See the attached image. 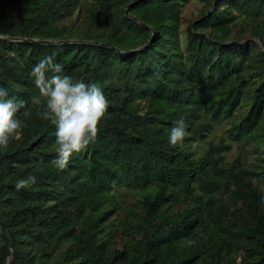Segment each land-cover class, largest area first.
Returning <instances> with one entry per match:
<instances>
[{"label":"trees","instance_id":"16d2710c","mask_svg":"<svg viewBox=\"0 0 264 264\" xmlns=\"http://www.w3.org/2000/svg\"><path fill=\"white\" fill-rule=\"evenodd\" d=\"M131 1L0 0V36L66 41L0 39V86L27 102L0 151V264H236L238 251V264H264V63L251 56L264 55V0H199L186 35L190 0H138L127 12ZM47 55L101 83L109 101L95 141L62 171L55 126L32 103L30 70ZM181 117L187 135L173 147ZM221 125L227 134L210 138ZM29 174L36 184L17 190ZM121 186L142 198L119 241Z\"/></svg>","mask_w":264,"mask_h":264},{"label":"clouds","instance_id":"9594fccd","mask_svg":"<svg viewBox=\"0 0 264 264\" xmlns=\"http://www.w3.org/2000/svg\"><path fill=\"white\" fill-rule=\"evenodd\" d=\"M30 75L39 90V94L32 97V103L43 106L37 114L55 126L53 164L62 171L68 167L74 153L95 141L109 101L101 83L66 74L54 55L39 60L31 68ZM26 103L15 92L10 93L8 88L0 86V151L18 136L22 122L17 113ZM186 135L185 121L181 117L173 121L167 143L173 147L180 145ZM36 182L37 176L29 174L26 178H19L15 187L17 190L31 188ZM253 183L256 184L255 178ZM258 190L264 194V184Z\"/></svg>","mask_w":264,"mask_h":264},{"label":"rangeland","instance_id":"374dc122","mask_svg":"<svg viewBox=\"0 0 264 264\" xmlns=\"http://www.w3.org/2000/svg\"><path fill=\"white\" fill-rule=\"evenodd\" d=\"M62 3H64V0H60ZM129 5V4H128ZM204 7V5H203ZM202 12V7H201V2L199 0H190L182 9V17H181V28H182V32L186 35L188 32V28L192 25V23L197 20L200 16V13ZM259 54V55H256ZM252 57L258 56V63H264V55H261L260 51H256L254 50L253 53L251 54ZM238 117V115H237ZM240 118V117H239ZM228 125H221L219 126L218 130H216L214 135H210V138H213L214 136H219L220 132H225L227 134L228 132ZM220 130V131H219ZM257 131V127L253 129V131ZM239 135V134H236ZM240 137L242 136L241 134L239 135ZM214 139V138H213ZM243 140H246L243 139ZM252 142V141H251ZM251 145V143H250ZM209 149V145L207 143H205L204 141H198L197 143H195L192 147V151L195 152V154L197 156H202L204 154H206L207 150ZM258 150H263L262 148H259ZM240 152V148L238 146H233V148L227 152V159H230L236 155H238ZM120 188H123L122 191L118 194L116 193V195L118 196V199L122 205L121 209L118 211V213L116 212L114 214V216H116L115 218V224L116 226H114V231L116 232V237H118V240L120 241V239L128 237L129 235L128 232H130L131 230L125 231V226L127 225L128 228L131 227V224H124L123 220H129L130 217L128 215H126L128 212H131L132 210H135L137 208L136 203L138 201V199L142 198V194H139V192L137 191H133V190H129L127 191L125 188V186H121ZM232 206L234 205L233 203H231ZM113 216H111L112 218ZM123 219V220H122ZM242 253L241 251L236 252L235 256H236V264L239 263V261H241L242 258Z\"/></svg>","mask_w":264,"mask_h":264},{"label":"water","instance_id":"95a60500","mask_svg":"<svg viewBox=\"0 0 264 264\" xmlns=\"http://www.w3.org/2000/svg\"><path fill=\"white\" fill-rule=\"evenodd\" d=\"M138 0H132L131 3L127 6L126 10L127 12H129V8L132 4H134L135 2H137ZM155 34V30H153V34L152 36H154ZM0 39H4V40H16V41H32V42H42V43H64L66 41L64 40H57V41H51V40H38V39H33V38H19V37H8V36H0ZM152 38L141 48L146 47L147 45H149L151 43ZM72 41V40H70ZM136 50V49H135ZM135 50H129L127 52H132Z\"/></svg>","mask_w":264,"mask_h":264}]
</instances>
